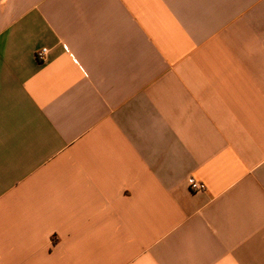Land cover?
I'll use <instances>...</instances> for the list:
<instances>
[{"label": "crops", "instance_id": "obj_1", "mask_svg": "<svg viewBox=\"0 0 264 264\" xmlns=\"http://www.w3.org/2000/svg\"><path fill=\"white\" fill-rule=\"evenodd\" d=\"M0 264H264V0H0Z\"/></svg>", "mask_w": 264, "mask_h": 264}, {"label": "built area", "instance_id": "obj_2", "mask_svg": "<svg viewBox=\"0 0 264 264\" xmlns=\"http://www.w3.org/2000/svg\"><path fill=\"white\" fill-rule=\"evenodd\" d=\"M46 53H47V49H43L41 51L40 56H42V59H44ZM188 185L193 193H201L207 191V185L204 182L196 179L195 177H189Z\"/></svg>", "mask_w": 264, "mask_h": 264}]
</instances>
